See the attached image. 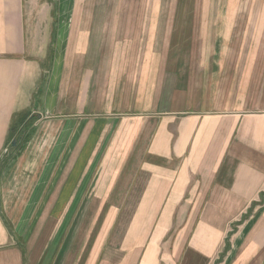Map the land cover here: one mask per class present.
Instances as JSON below:
<instances>
[{
	"label": "crops",
	"instance_id": "obj_1",
	"mask_svg": "<svg viewBox=\"0 0 264 264\" xmlns=\"http://www.w3.org/2000/svg\"><path fill=\"white\" fill-rule=\"evenodd\" d=\"M245 11L0 0V264H264V10ZM75 203L99 225L72 243L48 205Z\"/></svg>",
	"mask_w": 264,
	"mask_h": 264
},
{
	"label": "rangeland",
	"instance_id": "obj_2",
	"mask_svg": "<svg viewBox=\"0 0 264 264\" xmlns=\"http://www.w3.org/2000/svg\"><path fill=\"white\" fill-rule=\"evenodd\" d=\"M167 3L169 2H179V3H199V4H204L206 2H223V3H228V2H239L245 5L246 11L244 12L243 18L246 19V21L253 20L257 17L258 14H261V11L264 10V0H166ZM262 16L264 17V12H262ZM262 17V18H263ZM240 18L241 14H240ZM35 119V117H33ZM31 118L29 123L31 124L34 119ZM13 142V141H12ZM9 190H11L9 188ZM9 194V192H8ZM105 206V205H104ZM48 207H53L51 208L53 215H54V220H52L55 229L57 225V220L58 218L61 217V212L65 213L68 211L67 214V219H65L63 228L64 229H69L70 230V235L71 239L70 242H77V237L79 235V240H83L88 238L89 235L91 237L95 233L94 231L98 228L99 225V220L95 223L97 219V213L99 209V205L97 204H90V203H75L69 206V209H67V205L64 204H56V205H48ZM50 213V212H49ZM6 224L7 227H12V223L14 220H9L6 218ZM43 226L45 224V220H42ZM41 227V226H39ZM58 227V226H57ZM92 231V232H91ZM68 237L64 235L62 239H60V243H67ZM44 240L42 241V243Z\"/></svg>",
	"mask_w": 264,
	"mask_h": 264
},
{
	"label": "water",
	"instance_id": "obj_3",
	"mask_svg": "<svg viewBox=\"0 0 264 264\" xmlns=\"http://www.w3.org/2000/svg\"><path fill=\"white\" fill-rule=\"evenodd\" d=\"M16 143H17V140L14 139L13 142H12V144L15 145Z\"/></svg>",
	"mask_w": 264,
	"mask_h": 264
}]
</instances>
